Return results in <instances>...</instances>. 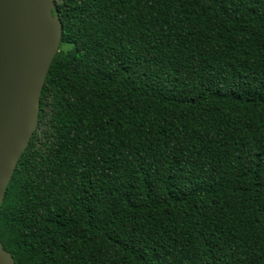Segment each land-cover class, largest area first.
Here are the masks:
<instances>
[{
  "label": "trees",
  "instance_id": "1",
  "mask_svg": "<svg viewBox=\"0 0 264 264\" xmlns=\"http://www.w3.org/2000/svg\"><path fill=\"white\" fill-rule=\"evenodd\" d=\"M62 1L14 264H264V0Z\"/></svg>",
  "mask_w": 264,
  "mask_h": 264
},
{
  "label": "water",
  "instance_id": "2",
  "mask_svg": "<svg viewBox=\"0 0 264 264\" xmlns=\"http://www.w3.org/2000/svg\"><path fill=\"white\" fill-rule=\"evenodd\" d=\"M61 33L55 0H0V205L38 124L42 87ZM0 264H14L1 241Z\"/></svg>",
  "mask_w": 264,
  "mask_h": 264
},
{
  "label": "rangeland",
  "instance_id": "3",
  "mask_svg": "<svg viewBox=\"0 0 264 264\" xmlns=\"http://www.w3.org/2000/svg\"><path fill=\"white\" fill-rule=\"evenodd\" d=\"M63 1L62 0H58V3H62ZM64 48L66 47V45L65 46H63Z\"/></svg>",
  "mask_w": 264,
  "mask_h": 264
}]
</instances>
